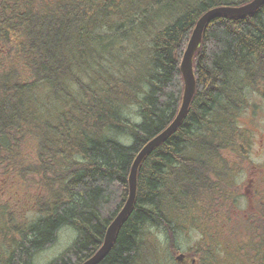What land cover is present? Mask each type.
<instances>
[{
  "label": "trees",
  "instance_id": "obj_1",
  "mask_svg": "<svg viewBox=\"0 0 264 264\" xmlns=\"http://www.w3.org/2000/svg\"><path fill=\"white\" fill-rule=\"evenodd\" d=\"M146 1L0 0V261L5 264H34L63 228L77 238L50 264H82L100 248L127 201L135 157L178 112L181 61L197 21L216 6L252 0L197 2L156 32L148 63L143 59L142 68L129 64L127 70L128 62L112 53L120 35L134 32L125 27L138 21L134 16L143 17ZM193 67L197 90L189 111L141 163L135 205L98 264H134L144 227L163 225L172 237L171 224L183 221L192 202L189 212L199 219L194 230L206 240L196 246L199 255L206 248L211 254L240 248L243 261H264V189L253 198V208L233 214L242 191L235 183L238 165L227 167L221 160L228 147L245 159L244 136L233 124L242 100L231 75L264 84V3L248 16L211 19ZM137 103L142 119L129 127L121 110ZM208 122L214 127L203 130ZM130 130L131 143L111 135ZM11 184L24 202L8 194ZM24 203L37 211L28 222L21 213ZM172 248L174 255L179 252Z\"/></svg>",
  "mask_w": 264,
  "mask_h": 264
},
{
  "label": "rangeland",
  "instance_id": "obj_2",
  "mask_svg": "<svg viewBox=\"0 0 264 264\" xmlns=\"http://www.w3.org/2000/svg\"><path fill=\"white\" fill-rule=\"evenodd\" d=\"M199 1L201 0H190L188 6L184 7L180 5L174 8L173 6L183 2V0H154V4H152L153 0H147L146 2L148 5H143L144 8H142L143 13H145H142L143 17L137 16V18L134 16L138 21L135 22L134 20L131 26L127 25V27H125L126 30L134 28V32H130L128 36L125 37L120 35L112 55L114 54L119 57V60H122L123 63L128 62L124 63L127 70H131L130 65L132 64L137 68H142L143 59L147 63L150 61L148 50L156 32L173 23L180 13H184L191 9ZM154 7H156L155 11H153ZM154 14L156 16H154V20L151 22L150 18H152L151 16ZM149 15L151 16L147 19ZM110 56L111 54H109V56L107 55V57ZM231 76L233 77V89L237 90L236 94H238L236 98L239 101L242 100L239 103L240 111L238 112V117L233 124L236 127L237 133L244 136V143L241 144L240 149H242L245 159L240 161L239 157L237 158L238 152H234V150L228 147L221 151V160L227 167L235 168L238 165V170H236L238 175L235 177V181L237 184L241 183L242 191L240 194L246 196L257 186L258 188L260 187L259 179L264 182V84L249 83L245 76H236V78L234 74ZM139 110L140 104L138 103L123 108L121 110L122 117L131 121V124L125 122H123V124L132 127L134 124L139 123L142 119ZM52 111L53 109L51 108L49 113H52ZM43 113H46V111ZM210 122L203 125V130H210L214 127ZM126 133V135L123 134L118 136L115 132H112L111 135L114 137L113 139L117 141L120 140L131 143L133 139H131V130ZM129 139L131 140L129 141ZM259 168H262V170H259ZM19 191L20 190L16 189V185L11 184V188L9 187L7 192L13 195L15 199L24 202L25 200H22L23 194L18 193ZM27 201L29 202V200ZM240 203L239 206L241 208H247L245 199L241 200ZM24 204L21 205L24 207H21V213L22 216L24 215L25 221L28 222L34 218L37 211L29 208L27 209V204H25V206ZM192 205L193 202L188 205V210L182 215L183 221L177 220L171 224L172 230L174 229L172 237L164 231L163 225H146L144 227L140 235L142 249L134 264H184L175 258L178 254L174 255V253H172V245H175L177 250L185 254L189 253L192 249L195 251L198 250L196 246H200L201 241L206 240L203 234L198 232V229L197 231L193 230L198 225L199 219L194 216V213L192 214V212H189ZM189 220L192 222H188ZM76 238L77 232L70 228H63L58 234L56 243L35 256L34 264H50L54 262L66 253ZM205 243L206 242H204V249L207 247ZM209 246L216 245L209 244ZM201 250H203V248ZM218 251L222 253L220 248ZM5 260L6 259L0 261V264H5Z\"/></svg>",
  "mask_w": 264,
  "mask_h": 264
},
{
  "label": "water",
  "instance_id": "obj_3",
  "mask_svg": "<svg viewBox=\"0 0 264 264\" xmlns=\"http://www.w3.org/2000/svg\"><path fill=\"white\" fill-rule=\"evenodd\" d=\"M263 3L264 0H252L246 4L238 6H216L206 11L199 18L181 61L180 68L184 79V92L180 109L172 122L161 132L149 139L138 152L129 174V195L127 201L115 219L109 224L101 247L82 264H98L111 251L121 225L129 216L135 205L138 190V170L141 163L151 151L163 144L172 134H174L184 121L197 89V80L193 67L194 55L202 44L204 29L208 22L218 15H226L233 18L248 16L254 13Z\"/></svg>",
  "mask_w": 264,
  "mask_h": 264
},
{
  "label": "flooded vegetation",
  "instance_id": "obj_4",
  "mask_svg": "<svg viewBox=\"0 0 264 264\" xmlns=\"http://www.w3.org/2000/svg\"><path fill=\"white\" fill-rule=\"evenodd\" d=\"M260 187L258 188V186L253 189L251 191V193L246 195V199L248 202V207L249 208H241L240 206L237 207L234 204V207L232 208L233 210V214L234 213H239L241 211H248L250 208H253L252 203L254 202V197L257 196L258 192L261 190L262 188V183L259 182ZM237 196H240L237 195ZM244 250V249H242ZM210 249L208 250V248L205 249V251L203 252L202 255L198 256V254H196L195 251H190L189 253H187V256L185 258L186 264H202V262L206 263V264H264V261L262 263L257 262V258H251V263L247 262L246 260L243 261V257L240 256V248H233V249H222V253H220L218 250H216V252L214 253H209ZM211 255L216 256V259H214L213 257H211ZM199 257V259H198Z\"/></svg>",
  "mask_w": 264,
  "mask_h": 264
},
{
  "label": "bare ground",
  "instance_id": "obj_5",
  "mask_svg": "<svg viewBox=\"0 0 264 264\" xmlns=\"http://www.w3.org/2000/svg\"><path fill=\"white\" fill-rule=\"evenodd\" d=\"M248 3V2H247ZM244 4H246V3H244ZM241 5H243V4H241ZM235 6H238V5H235ZM196 26V25H195ZM193 33V32H192ZM137 197V196H136Z\"/></svg>",
  "mask_w": 264,
  "mask_h": 264
}]
</instances>
